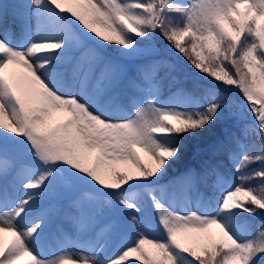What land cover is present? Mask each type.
<instances>
[{"label":"snow or ice","instance_id":"6c2138e0","mask_svg":"<svg viewBox=\"0 0 264 264\" xmlns=\"http://www.w3.org/2000/svg\"><path fill=\"white\" fill-rule=\"evenodd\" d=\"M8 15L0 6V264H264V0H16ZM182 73L192 87L162 100ZM214 131L200 164L162 183ZM203 185L217 194L187 195ZM82 186L67 221L90 238L58 225L83 251L48 257L56 204ZM137 224L163 238L109 255Z\"/></svg>","mask_w":264,"mask_h":264},{"label":"rangeland","instance_id":"374dc122","mask_svg":"<svg viewBox=\"0 0 264 264\" xmlns=\"http://www.w3.org/2000/svg\"><path fill=\"white\" fill-rule=\"evenodd\" d=\"M14 3H16V0H0V6L5 8L9 13L7 19H8V24L10 26L12 25L11 13H12V5ZM3 27L4 25L0 24V35L3 34ZM17 34H18V30H17ZM161 75L163 76V72L161 73ZM193 78L194 77H192L190 74H185V73L180 74L175 81L165 77L161 89V99L168 100L173 93H175L178 89L182 87L191 88ZM231 98L237 102V106L234 107L232 110V118L236 119L241 123V125H243V123H245V114L241 111V107H242L240 104L241 97L238 91L232 90ZM209 135H213V137H209ZM217 135L218 132L214 131V132L206 133L198 139L189 140L187 147V150H189V154H185L184 157L172 167L168 175L163 179L162 183L168 184L170 181L177 179L187 168L198 166L201 160L206 156L208 151V149L202 151V145L209 146L216 139ZM141 155L144 156L145 160L147 161V157L143 152L141 153ZM179 167L181 168L178 169ZM233 182L235 183L237 181L233 180ZM253 183H258V182L254 181ZM206 191H208V185H203L199 188L198 191L192 190L187 195L190 196L193 200H195L197 198L207 195ZM22 192L23 190L21 189L20 194H22ZM87 194H88V187L82 186V188L79 191L70 193L67 197L61 199L56 204V215L54 218V223L50 225L49 231L44 241L41 244V251H43L48 257L54 256L64 250H68L74 253L83 251V249H79L75 247L73 244H70L67 240H65L63 234L58 233L56 229L58 225L64 224L67 226V233L71 238V240H76L77 236L80 237L81 242L90 238L85 234L79 233L78 229H76L75 227L69 226L67 221V215L71 211L70 199ZM216 194L217 193L212 192V195H216ZM183 195L184 194L182 193H178V198H182ZM47 206L48 204L47 202H45V207ZM107 218H114L118 220L120 218V214H116L114 217H106V219ZM28 223L29 224L31 223V218L28 221ZM256 223L257 224L260 223L259 218L256 219ZM211 231L215 233L217 232V229L213 228L211 229ZM140 233L147 235L148 238L150 239L163 238V233L160 231L158 227L155 226V224L147 228L142 227L141 225L138 224L133 225L132 227L122 226L119 230L118 235L114 236L109 240L108 254L111 255L119 249L132 245L135 242V240L139 238ZM188 243L192 245H196L197 240L193 238L189 240ZM134 264H139V262H134Z\"/></svg>","mask_w":264,"mask_h":264},{"label":"trees","instance_id":"16d2710c","mask_svg":"<svg viewBox=\"0 0 264 264\" xmlns=\"http://www.w3.org/2000/svg\"><path fill=\"white\" fill-rule=\"evenodd\" d=\"M237 95V94H236ZM238 96V95H237ZM209 137H213V135H209ZM208 149V145H202V151H205V150H207ZM187 152V153H186ZM185 152V154H189V150H187ZM181 166V165H180ZM181 167H179L178 169H180Z\"/></svg>","mask_w":264,"mask_h":264}]
</instances>
